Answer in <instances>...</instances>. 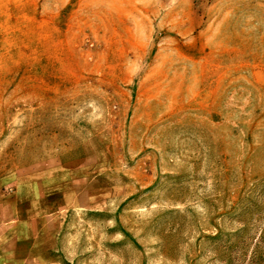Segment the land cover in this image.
Listing matches in <instances>:
<instances>
[{"label": "rangeland", "instance_id": "rangeland-1", "mask_svg": "<svg viewBox=\"0 0 264 264\" xmlns=\"http://www.w3.org/2000/svg\"><path fill=\"white\" fill-rule=\"evenodd\" d=\"M0 264H264V0H0Z\"/></svg>", "mask_w": 264, "mask_h": 264}]
</instances>
